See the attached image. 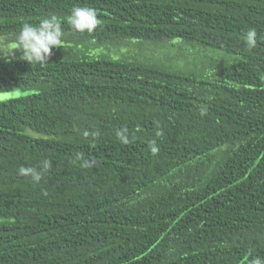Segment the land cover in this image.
Masks as SVG:
<instances>
[{
  "label": "trees",
  "instance_id": "1",
  "mask_svg": "<svg viewBox=\"0 0 264 264\" xmlns=\"http://www.w3.org/2000/svg\"><path fill=\"white\" fill-rule=\"evenodd\" d=\"M77 6L92 33L67 23ZM50 16L63 46L30 65L16 37ZM156 45L223 57L185 72L126 51ZM15 87L31 92L0 101V264H264V0H0ZM45 160L39 182L18 174Z\"/></svg>",
  "mask_w": 264,
  "mask_h": 264
},
{
  "label": "clouds",
  "instance_id": "2",
  "mask_svg": "<svg viewBox=\"0 0 264 264\" xmlns=\"http://www.w3.org/2000/svg\"><path fill=\"white\" fill-rule=\"evenodd\" d=\"M67 23L78 32L92 33L99 25L97 12L90 7H74L71 15L67 18ZM63 32L61 23L55 16L42 18L38 25L24 23L16 37L18 47L21 51V60L28 64H45L49 61L54 47L63 46ZM244 41L249 49L254 48L257 44L256 30L249 29L244 35ZM206 110H201V115L205 114ZM126 130H118L116 135L122 143H127L128 138L125 135ZM87 135V133H85ZM159 151L158 147H151V152L156 154ZM95 161L84 160L82 167L89 168L95 165ZM50 167V162L45 160L40 170L32 167L21 166L18 169V174L21 176H30L34 182H39L42 178L41 171H47ZM255 264H260L257 260Z\"/></svg>",
  "mask_w": 264,
  "mask_h": 264
},
{
  "label": "rangeland",
  "instance_id": "3",
  "mask_svg": "<svg viewBox=\"0 0 264 264\" xmlns=\"http://www.w3.org/2000/svg\"><path fill=\"white\" fill-rule=\"evenodd\" d=\"M78 48H84L85 45L83 43H80L77 45ZM87 48V47H86ZM85 48V49H86ZM123 48V47H122ZM153 48V47H152ZM156 48V49H155ZM95 51H97L98 48H94ZM104 52H106L108 49L103 48ZM110 52L109 54L113 57H121V52L119 51V47L114 45V47L109 48ZM95 51L93 53H95ZM129 54H133L131 56L132 59H139L142 61L151 60L153 56V52L159 54V51L163 54H160V56L157 58V63L163 64L165 66H168L175 70L180 71H202L207 68H209V65L211 64H217L218 60L217 58L223 57L220 52L214 51H208L207 53H204V51L200 50L199 48H191L188 46H182L179 47V49L174 48L170 49L167 47H163L162 45H156L154 49H149L148 51L141 52L140 47H134L128 48ZM167 56H166V53ZM156 54V55H157ZM173 58L172 61H169L170 58ZM30 90L21 89L18 87L12 88L8 91H0V101L7 100L10 98L19 97L22 95H26L30 93ZM30 131V130H29ZM32 132V131H30Z\"/></svg>",
  "mask_w": 264,
  "mask_h": 264
}]
</instances>
